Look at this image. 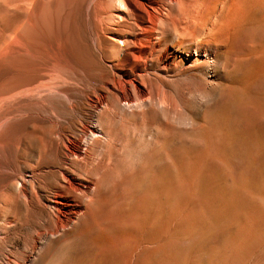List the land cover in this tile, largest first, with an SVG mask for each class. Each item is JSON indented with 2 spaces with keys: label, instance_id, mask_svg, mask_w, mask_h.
Listing matches in <instances>:
<instances>
[{
  "label": "rangeland",
  "instance_id": "1",
  "mask_svg": "<svg viewBox=\"0 0 264 264\" xmlns=\"http://www.w3.org/2000/svg\"><path fill=\"white\" fill-rule=\"evenodd\" d=\"M88 1L0 0V264H264V0H227L216 23L230 47L229 64L238 59L228 78L242 87L224 105L226 141L213 163L197 166L190 159L202 148L195 141L205 118L200 93L216 90L217 82L198 87L175 80L169 90L172 112L124 114L112 123L121 149L115 171L133 170L137 153L140 161L152 162V218L130 220L134 192L126 190L130 197L122 208L113 204L110 213L95 218L86 240L68 243L71 231L36 237L46 214L39 204L12 211V171L19 180L37 157L27 122L47 116L52 121L39 124L38 131H44L54 121L73 118L62 103L66 93L47 88L56 84L59 68L67 78L75 76L77 44L94 57ZM82 73L96 77L95 71ZM164 122L169 131L160 129ZM146 147L152 149L151 160L141 154ZM116 179L115 184L123 176ZM43 185L42 194L51 185L49 177ZM146 186L143 178L136 189ZM196 211L203 216L197 219Z\"/></svg>",
  "mask_w": 264,
  "mask_h": 264
},
{
  "label": "bare ground",
  "instance_id": "2",
  "mask_svg": "<svg viewBox=\"0 0 264 264\" xmlns=\"http://www.w3.org/2000/svg\"><path fill=\"white\" fill-rule=\"evenodd\" d=\"M87 3L85 14L88 35L95 48L94 57L77 44L75 76L67 78L65 69L59 68L57 75L54 73L56 84L54 81L55 85L47 88L50 92L66 93L62 103L73 118L67 123L54 121L46 130L38 131L40 123L52 120L47 116L31 117L27 130L37 149V157L34 163L25 165L26 175L22 174L19 180H16L15 170L12 171L13 189L9 195L14 212L18 211V206L27 208L31 203L39 204L46 211L44 226L35 231L37 238L71 231L73 233L65 237L68 243L86 240L90 226H95V218L105 211L110 213L113 204L122 208V203L129 201V191L134 192L130 220L152 218V162L140 161V153H137L130 163L133 170L115 171L121 153L112 137L111 125L116 119L124 114H143L146 110L160 114L172 112L169 90L175 80L193 82L198 87L201 82L205 87L217 82L216 90L210 91L208 87L209 92L200 93L205 118L197 125L203 134L195 141L202 148L196 155L191 153L190 159L197 166L213 163L226 141L221 128L224 105L233 99L236 89L242 87L241 82L235 84L228 78V73L235 71L238 59L229 64L230 47L217 31L220 26L216 27L227 0L214 3L89 0ZM84 70L95 71V79L83 75ZM74 113L77 116L74 117ZM169 124L164 122L160 129L169 131ZM150 140L152 143V136ZM143 152L151 160L152 149L146 147L141 154ZM47 155L52 160L47 161ZM47 177L51 185L42 194L43 179ZM116 178L120 179L117 184ZM143 178L147 186L137 191L136 185ZM126 190L127 194H123ZM192 215L197 219L203 216L199 211Z\"/></svg>",
  "mask_w": 264,
  "mask_h": 264
}]
</instances>
